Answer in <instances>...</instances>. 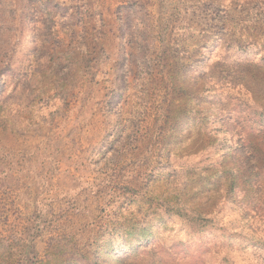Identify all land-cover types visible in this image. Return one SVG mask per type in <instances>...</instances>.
Listing matches in <instances>:
<instances>
[{
    "label": "rangeland",
    "instance_id": "374dc122",
    "mask_svg": "<svg viewBox=\"0 0 264 264\" xmlns=\"http://www.w3.org/2000/svg\"><path fill=\"white\" fill-rule=\"evenodd\" d=\"M0 264H264V0H0Z\"/></svg>",
    "mask_w": 264,
    "mask_h": 264
}]
</instances>
